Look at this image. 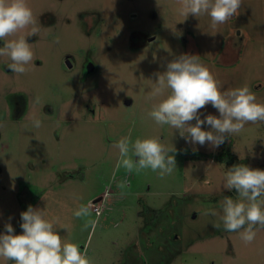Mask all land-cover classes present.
Segmentation results:
<instances>
[{
    "label": "rangeland",
    "instance_id": "1",
    "mask_svg": "<svg viewBox=\"0 0 264 264\" xmlns=\"http://www.w3.org/2000/svg\"><path fill=\"white\" fill-rule=\"evenodd\" d=\"M27 3L35 25L6 40L25 36L33 60L16 74L0 56V234L5 222L22 234L20 213L32 205L67 226L59 234L90 264H264V228L246 244L200 211L236 195L223 189L230 166L214 159L225 146L250 167L264 166V122L246 123L217 149L194 151L178 130L148 116L164 98H150L154 73L183 53L198 55L222 92L247 85L264 104V0H242L236 16L215 26L207 14L180 15L179 0ZM145 34L157 39L147 42ZM233 38L236 57L225 61L221 52ZM89 58L98 69L86 77ZM200 111L201 119L219 116L210 104ZM124 136L159 137L177 149V167L163 178L117 168L114 145ZM80 205L89 216H74Z\"/></svg>",
    "mask_w": 264,
    "mask_h": 264
},
{
    "label": "clouds",
    "instance_id": "2",
    "mask_svg": "<svg viewBox=\"0 0 264 264\" xmlns=\"http://www.w3.org/2000/svg\"><path fill=\"white\" fill-rule=\"evenodd\" d=\"M179 2L180 15L198 17L207 14L213 26L236 16L242 4V0ZM35 23L27 0H0V41ZM36 31L32 27L30 35H35ZM0 56L10 59L7 67L11 72L23 74L27 71L25 65L33 60V51L28 39L20 35L6 40L0 47ZM154 76L150 98H164L153 105L148 116L158 125L178 130L185 142L194 146V151L196 145L203 147L206 144L217 149L230 136L240 133L246 123L264 122V104L256 102V95L250 88L244 85L222 92L216 78L199 61L198 55L180 54L166 63L165 71L156 72ZM209 104L219 116L207 114L201 119L200 110ZM32 125L39 128L41 121L34 119ZM204 125L210 126V130H204ZM114 147L119 153L116 167H123L128 173L150 169L158 171L163 178L177 167L174 155L177 149L165 147L159 137L133 142L130 136H124ZM118 187L123 189L125 183L121 182ZM223 189L234 191L235 197L224 195L216 205L201 209V214L212 218L213 227L239 232L244 243H251L257 227L264 228V170L243 163L233 165L225 173ZM73 214L77 218L87 217L90 208L80 205ZM20 217L22 234H15L10 222L4 224V233L0 234V258L13 264H90L86 251L82 252L77 244L61 237L58 229L68 231L67 226L56 219H48L46 208L29 205ZM88 226L84 225L85 228Z\"/></svg>",
    "mask_w": 264,
    "mask_h": 264
},
{
    "label": "flooded vegetation",
    "instance_id": "3",
    "mask_svg": "<svg viewBox=\"0 0 264 264\" xmlns=\"http://www.w3.org/2000/svg\"><path fill=\"white\" fill-rule=\"evenodd\" d=\"M53 20H54V18H53ZM42 24H47L46 21H44L43 18H42ZM145 35L148 38L147 42H152V41H155L157 39L156 35H148V34H145ZM33 38H30V39H33ZM233 41L235 42V45H230L231 44L230 43L229 44L230 46H227L226 49L223 52H221V58L225 59V61H229V60L232 61L231 59H234L236 57V53H237L236 49H238L237 48L238 47L237 44H239V42L235 38H233ZM4 43H5V41H0V47H2ZM65 62L68 65L69 68L73 67V61L71 60V56L70 55H66ZM97 69H98L97 65L94 63L93 60H91L89 58V59H87L86 63L84 64V75L86 77H88L89 75L95 73L97 71ZM214 159H215V157H214Z\"/></svg>",
    "mask_w": 264,
    "mask_h": 264
},
{
    "label": "trees",
    "instance_id": "4",
    "mask_svg": "<svg viewBox=\"0 0 264 264\" xmlns=\"http://www.w3.org/2000/svg\"><path fill=\"white\" fill-rule=\"evenodd\" d=\"M215 159L220 163H225L228 166H233L236 164H247L245 159H239L231 149V145H227L223 148L222 153H219L215 156ZM255 168V167H253ZM259 169L264 170V166Z\"/></svg>",
    "mask_w": 264,
    "mask_h": 264
},
{
    "label": "built area",
    "instance_id": "5",
    "mask_svg": "<svg viewBox=\"0 0 264 264\" xmlns=\"http://www.w3.org/2000/svg\"><path fill=\"white\" fill-rule=\"evenodd\" d=\"M94 210L98 213L100 210L98 208V206H94Z\"/></svg>",
    "mask_w": 264,
    "mask_h": 264
},
{
    "label": "water",
    "instance_id": "6",
    "mask_svg": "<svg viewBox=\"0 0 264 264\" xmlns=\"http://www.w3.org/2000/svg\"><path fill=\"white\" fill-rule=\"evenodd\" d=\"M98 200H100V198L96 199L94 202H97Z\"/></svg>",
    "mask_w": 264,
    "mask_h": 264
},
{
    "label": "crops",
    "instance_id": "7",
    "mask_svg": "<svg viewBox=\"0 0 264 264\" xmlns=\"http://www.w3.org/2000/svg\"><path fill=\"white\" fill-rule=\"evenodd\" d=\"M101 198V197H100Z\"/></svg>",
    "mask_w": 264,
    "mask_h": 264
}]
</instances>
